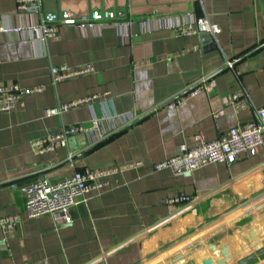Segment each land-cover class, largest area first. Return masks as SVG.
I'll return each instance as SVG.
<instances>
[{
  "label": "crops",
  "instance_id": "1",
  "mask_svg": "<svg viewBox=\"0 0 264 264\" xmlns=\"http://www.w3.org/2000/svg\"><path fill=\"white\" fill-rule=\"evenodd\" d=\"M46 10L120 9L127 28L60 26L59 36L39 42L23 31L0 36V84L44 85L16 107L0 112V216L20 219L0 230V264H234L264 246V147L241 153L232 164L211 163L175 173L153 164L175 154L194 136L217 138L258 117L264 108V0H41ZM206 15L216 35L190 34L186 25ZM153 19L151 23L140 21ZM36 15L0 0V24L29 26ZM230 60L206 88L175 108L156 107L202 75ZM93 70L52 81L50 67ZM244 90V109L229 101ZM68 104L65 112L47 110ZM85 128L66 144L40 154L31 142L63 126ZM140 160L119 181L89 191L86 204L70 208L72 222L25 216L20 186L44 175ZM187 194V206L166 197ZM241 264H264V250Z\"/></svg>",
  "mask_w": 264,
  "mask_h": 264
},
{
  "label": "built area",
  "instance_id": "2",
  "mask_svg": "<svg viewBox=\"0 0 264 264\" xmlns=\"http://www.w3.org/2000/svg\"><path fill=\"white\" fill-rule=\"evenodd\" d=\"M18 10L36 15V20L29 26H5L0 24V36L5 34H18L23 31L32 32L39 42H46L50 38L59 36L60 26H72L75 28L105 27L127 28L134 23L125 11L120 9H91L88 12L75 15L70 10H46L41 8V0H15ZM153 19L140 21L151 23ZM186 32L190 34L210 33L216 35L220 32L217 23L212 22L206 15L198 16L193 24L186 25ZM230 60L208 75H202L197 80L184 86L156 107L175 108L185 97L194 96L206 88V83L213 75L224 68L232 67ZM93 70L92 65H86L78 69H70L65 64L52 65L50 72L52 81L57 82L84 72ZM44 85L22 86L17 82L0 84V112L14 109L21 98L28 94L41 92ZM248 96L242 89L232 93L229 101L235 109H244L247 106ZM68 104L51 107L49 114H58L68 109ZM85 128L79 124L63 126V128L46 137L35 139L31 142L33 152L40 154L54 150L58 146L66 144L68 137L78 132H84ZM194 144L182 143L172 156L153 164L155 170L168 168L175 173L191 172L201 166L211 163L232 164L241 153L248 155L258 154L264 147V108L258 110V117L250 122L234 125L228 128L217 138L206 140L200 134L194 136ZM142 163L140 160L122 164H114L107 168L85 169L74 171L70 176L51 180L41 175L24 182L20 189L25 194V216L36 217L49 215L56 225L70 224L72 217L70 208L76 204H86V194L89 191H101L111 187L119 181L120 176L126 170L136 168ZM260 184L264 187V174L260 177ZM193 198L187 194H175L164 199L168 206H187ZM20 219L18 215L0 216V230L10 231ZM32 264H49L43 260Z\"/></svg>",
  "mask_w": 264,
  "mask_h": 264
},
{
  "label": "water",
  "instance_id": "3",
  "mask_svg": "<svg viewBox=\"0 0 264 264\" xmlns=\"http://www.w3.org/2000/svg\"><path fill=\"white\" fill-rule=\"evenodd\" d=\"M263 250H264V246L261 247L260 249L256 250L255 252H253V253L250 254L249 256L243 258L242 260H240L239 262L234 263V264H241V263L245 262L246 260H248L249 258L255 256L256 254H259V253L262 252ZM187 264H192V263L189 262V263H187Z\"/></svg>",
  "mask_w": 264,
  "mask_h": 264
}]
</instances>
